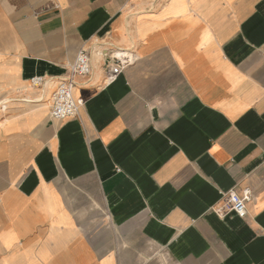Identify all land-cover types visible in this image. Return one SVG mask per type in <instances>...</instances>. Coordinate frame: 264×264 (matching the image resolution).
<instances>
[{
  "label": "crops",
  "instance_id": "obj_1",
  "mask_svg": "<svg viewBox=\"0 0 264 264\" xmlns=\"http://www.w3.org/2000/svg\"><path fill=\"white\" fill-rule=\"evenodd\" d=\"M0 264H264V0H0Z\"/></svg>",
  "mask_w": 264,
  "mask_h": 264
},
{
  "label": "built area",
  "instance_id": "obj_2",
  "mask_svg": "<svg viewBox=\"0 0 264 264\" xmlns=\"http://www.w3.org/2000/svg\"><path fill=\"white\" fill-rule=\"evenodd\" d=\"M136 61V56L128 50L113 48L109 51L106 65L105 83L111 84L123 73L124 69ZM70 73L62 77L57 89L51 98L50 115L56 120H65L70 117H77L85 100L75 95V90L82 85L79 78L83 77L89 80L93 71L92 56L86 48H82L76 55L75 60L70 64ZM34 86H40L46 81L41 76H35L31 79ZM119 170V169H118ZM253 199L252 190L247 188L239 193L230 190L221 194L218 204L213 206L212 210L219 216L224 217L228 213H236L240 217L247 215V205Z\"/></svg>",
  "mask_w": 264,
  "mask_h": 264
}]
</instances>
